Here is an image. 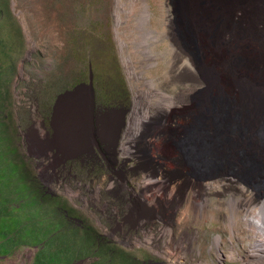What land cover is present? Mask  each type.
<instances>
[{"label":"rangeland","instance_id":"obj_1","mask_svg":"<svg viewBox=\"0 0 264 264\" xmlns=\"http://www.w3.org/2000/svg\"><path fill=\"white\" fill-rule=\"evenodd\" d=\"M181 4L134 0L116 27L115 0H0L2 75L10 79L0 88V196L8 190L15 207L9 231L29 228L28 243L0 252V264H32L47 244L61 249L62 264H251L228 258L231 244L244 254L252 232L240 208L233 224L228 218L227 199L240 194L218 187L221 193L205 195L200 188L202 168L188 153L192 135L180 133L186 108L171 106L142 120L143 102L129 118L134 91L152 86L127 73L124 56L155 84L167 77V23ZM143 5L150 12L149 57L137 45ZM186 33L180 37L199 61L197 42ZM128 120L136 121L137 134ZM128 135H136L127 142L133 155L123 161L114 149ZM148 176L158 178L150 189ZM154 193L174 215L157 219L141 208L142 200L157 202ZM151 233L161 235L159 249L182 258L135 241ZM216 235L220 257L210 248Z\"/></svg>","mask_w":264,"mask_h":264},{"label":"bare ground","instance_id":"obj_2","mask_svg":"<svg viewBox=\"0 0 264 264\" xmlns=\"http://www.w3.org/2000/svg\"><path fill=\"white\" fill-rule=\"evenodd\" d=\"M126 1L115 0L116 27L122 23L121 13L127 14L134 0ZM179 8L176 15L174 11L169 18L166 32L171 40L172 60L165 74L172 76L155 84L153 77L135 69L129 54L124 56L127 73L152 86L134 91L129 118L138 112L143 102L146 108L142 120L171 106L186 108L180 121V133L192 135L188 153L193 163L202 168L197 175L200 188L205 195L221 193L218 187L224 191L231 188L240 194L239 200L227 199L228 218L233 224L234 213L240 208L242 220L252 232L244 254L239 255L231 244L228 258L237 256L245 263L264 264V0H182ZM149 14L147 6L143 5L137 17L141 31L137 45L146 57L153 55L148 40L152 30L146 26ZM183 29L197 42L201 53L199 61L180 37ZM118 40L123 51L126 43L121 38ZM221 75L226 79H221ZM126 124L129 131L137 134L136 121L128 120ZM195 135L200 139L199 146L197 140H193ZM134 136H124L116 143L114 151L123 161L133 155L127 142ZM157 179L148 176L144 185L148 188ZM156 194L153 197L159 203L162 199ZM219 244L216 235L214 248L210 246L216 257L223 252ZM163 252L175 261L183 256L175 255V251L167 247Z\"/></svg>","mask_w":264,"mask_h":264},{"label":"trees","instance_id":"obj_3","mask_svg":"<svg viewBox=\"0 0 264 264\" xmlns=\"http://www.w3.org/2000/svg\"><path fill=\"white\" fill-rule=\"evenodd\" d=\"M1 53L5 54V51L3 50V47L0 44V55H2ZM3 61L4 60L1 59L0 57V88L2 85L5 84L6 86L10 82V79L7 76L4 77L2 75L3 68H4ZM5 193H8V190H5L3 195L0 196V220L7 222V223L5 222L6 226L0 228V231H1L0 232V252L3 254L6 253L8 250H10V248H12L13 246H20V245H23L25 242L28 243V240L25 238L29 236L25 233V231L29 229L28 225H26V227L21 225L15 230L9 231L8 228L9 227L12 228L11 224L13 222H17V219L16 217H14L15 207H13L14 206L13 202L11 203L12 197L5 196ZM60 250H57V249L54 250L48 244L46 246H42L36 252V255L34 257L32 264H62L64 257Z\"/></svg>","mask_w":264,"mask_h":264},{"label":"built area","instance_id":"obj_4","mask_svg":"<svg viewBox=\"0 0 264 264\" xmlns=\"http://www.w3.org/2000/svg\"><path fill=\"white\" fill-rule=\"evenodd\" d=\"M149 194L151 195V193ZM140 204H141V208L153 218L162 219L164 216L172 214V210H170V207H168L167 203L165 202L156 203L152 199L150 200L146 199L145 201H142ZM160 237H161L160 234L154 235L151 233L149 235H145L143 240H140L138 237H135V241L141 242V244L144 247H147L151 250L163 251L165 249V246L163 245L162 249H159L158 246V244H160L158 242V239Z\"/></svg>","mask_w":264,"mask_h":264}]
</instances>
